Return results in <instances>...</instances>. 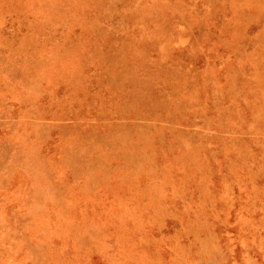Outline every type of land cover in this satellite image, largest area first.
I'll list each match as a JSON object with an SVG mask.
<instances>
[{
    "label": "rangeland",
    "instance_id": "rangeland-1",
    "mask_svg": "<svg viewBox=\"0 0 264 264\" xmlns=\"http://www.w3.org/2000/svg\"><path fill=\"white\" fill-rule=\"evenodd\" d=\"M0 264H264V0H0Z\"/></svg>",
    "mask_w": 264,
    "mask_h": 264
}]
</instances>
